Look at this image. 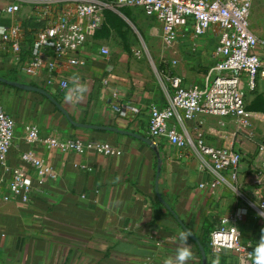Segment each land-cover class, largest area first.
Returning a JSON list of instances; mask_svg holds the SVG:
<instances>
[{
    "label": "crops",
    "instance_id": "obj_1",
    "mask_svg": "<svg viewBox=\"0 0 264 264\" xmlns=\"http://www.w3.org/2000/svg\"><path fill=\"white\" fill-rule=\"evenodd\" d=\"M13 2L0 0V27L19 26L26 43L57 20L56 9L44 16L41 8L30 4L23 5L16 16H8L4 10ZM102 42L97 36L91 39L81 54L86 66L66 68L54 86L18 73L10 46L0 47V77L38 84L76 122L150 138L151 106L167 103V88L160 87L144 66L133 63L124 48L102 56L101 48L106 47ZM215 44L212 35L197 40L181 37L172 47L191 56L176 60L173 78H180L184 87L200 83L214 63ZM63 79L67 88L61 87ZM0 109L17 118L16 141L9 156L12 167H24L21 154L32 149L24 140L27 124L36 125L44 136L100 141L123 151L121 157L106 158L35 148L57 178L44 196L28 204L0 200V264H165L181 247L191 250L187 264H202L198 245L189 235L186 242L181 240V234L187 233L174 214L199 240L206 223L216 228L222 218L233 215L243 216L240 229L245 245L256 249L264 234V220L251 206L264 201V147L254 150L256 141L239 134L242 126L237 120L238 129L230 128L235 119L198 116L188 123L193 136L201 133L208 146L232 148L244 156L236 182L224 172L236 190L228 186L213 190L208 185L201 188L215 178L202 169L190 148L163 140L156 151L132 136L76 128L47 97L3 83ZM159 158V192L171 210L156 194ZM29 170L36 179V172ZM217 261L239 264V257L224 251Z\"/></svg>",
    "mask_w": 264,
    "mask_h": 264
},
{
    "label": "built area",
    "instance_id": "obj_2",
    "mask_svg": "<svg viewBox=\"0 0 264 264\" xmlns=\"http://www.w3.org/2000/svg\"><path fill=\"white\" fill-rule=\"evenodd\" d=\"M25 4L41 8L44 16L56 9L57 20L40 31L31 45L25 42L19 26L0 27V47L10 46L18 73L39 78L50 86L63 78L66 68L86 66L82 51L105 25L108 11L119 13V9L129 7L141 10L147 18L162 24L163 40L170 46L181 37L197 40L213 35V65L203 80L191 87H184L180 78L170 79L167 103L151 106L149 136L157 146L168 140L178 148H190L202 169L215 178L201 188L228 186L236 190L231 181L238 179L243 154L232 148L208 146L201 133L193 136L188 123L198 116H210L235 119L242 127L249 126L248 101L264 80V17L259 34L253 17L255 0H15L4 13L16 16ZM109 54L108 47L101 48L102 56ZM176 64L174 61L172 66ZM67 86L63 79L61 87ZM116 110L125 114L120 108ZM16 129L17 118L0 109V200L4 202L28 204L44 196L48 185L56 180V171L37 154V147L106 158L123 155L120 148L109 143L44 136L36 125L27 124L24 140L32 149L21 154L24 167H12L9 156ZM29 169L36 172V179ZM225 171L231 181L224 176ZM262 176L260 170L259 185ZM251 206L264 218V201ZM242 221V215L222 218L211 233L208 264H219L217 258L224 251L236 252L239 264H254L255 248L243 243Z\"/></svg>",
    "mask_w": 264,
    "mask_h": 264
},
{
    "label": "rangeland",
    "instance_id": "obj_3",
    "mask_svg": "<svg viewBox=\"0 0 264 264\" xmlns=\"http://www.w3.org/2000/svg\"><path fill=\"white\" fill-rule=\"evenodd\" d=\"M119 11L113 13L115 16L106 21L97 35L98 39H103L102 44L108 47L110 52L123 48L127 50L133 63L144 66L160 87L170 89L169 79L175 76L173 62L191 55L181 54L165 43L161 23L147 18L135 8H123ZM127 11L129 17L125 14ZM134 11L135 14L132 13ZM253 17L257 32L260 34L264 17V0H255ZM248 111L251 114L249 126L241 127L239 134L249 142L256 141L253 149L261 150L264 147V80L260 83L258 91L250 97ZM232 123L230 128L238 129L236 120H232ZM262 219L264 220L263 217Z\"/></svg>",
    "mask_w": 264,
    "mask_h": 264
},
{
    "label": "water",
    "instance_id": "obj_4",
    "mask_svg": "<svg viewBox=\"0 0 264 264\" xmlns=\"http://www.w3.org/2000/svg\"><path fill=\"white\" fill-rule=\"evenodd\" d=\"M0 83L6 84L8 86H12V87L17 88L19 90H23V91H27V92H35V93H38V94H41V95L47 97L58 108V110L63 113V115L67 118V120L70 122V124L76 128L85 129V130H94V131L114 132V133H118V134H122V135L132 136V137H135L137 139L144 141L152 149H154L156 151L158 149V146L150 138H145V137H142V136L137 135L135 133H131L129 131H124V130L114 128V127L96 126V125L76 122L71 117L69 112L63 107V105L61 103H59L58 101H56L49 92H47L46 90H44L42 88L35 87L31 84H24V83H20L17 81L8 80L4 77H0ZM161 166H162V160L159 158V165H158V171H157V177H156V194L158 196L159 201L165 207H167L169 210H171V208L164 201V199L162 198V196L159 192V182H160L161 169H162ZM174 216L178 220L179 224L186 231V233L189 234L191 239L198 245V248L200 250L201 257H202V264H208V254H207L205 248L203 247L201 241L199 240V238L175 214H174Z\"/></svg>",
    "mask_w": 264,
    "mask_h": 264
},
{
    "label": "clouds",
    "instance_id": "obj_5",
    "mask_svg": "<svg viewBox=\"0 0 264 264\" xmlns=\"http://www.w3.org/2000/svg\"><path fill=\"white\" fill-rule=\"evenodd\" d=\"M71 99V96H69ZM189 234H181V240L187 241ZM191 250L187 247H181L177 249L174 258H170L165 261V264H187V261L191 258ZM254 264H264V234L261 235L257 247L254 252Z\"/></svg>",
    "mask_w": 264,
    "mask_h": 264
},
{
    "label": "trees",
    "instance_id": "obj_6",
    "mask_svg": "<svg viewBox=\"0 0 264 264\" xmlns=\"http://www.w3.org/2000/svg\"><path fill=\"white\" fill-rule=\"evenodd\" d=\"M125 14L127 15V17H129V12L128 11L125 12ZM113 16H115V15H113V12L108 11L106 13V21L109 20L110 18H112ZM5 26L8 27L7 25H5ZM32 42H33V39L29 40L28 44L31 45ZM31 85H33L35 87H39V85L36 84V83H32ZM39 88H41V87H39ZM214 229H215L214 227H211L208 223H206L205 224V234H204L203 238L200 240L202 245H203V247L205 248L207 254L209 253V245H210V242H211V233L214 231Z\"/></svg>",
    "mask_w": 264,
    "mask_h": 264
}]
</instances>
